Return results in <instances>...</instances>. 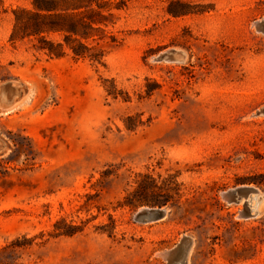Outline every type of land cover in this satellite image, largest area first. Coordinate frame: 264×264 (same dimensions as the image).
I'll return each instance as SVG.
<instances>
[{"label":"rangeland","instance_id":"obj_1","mask_svg":"<svg viewBox=\"0 0 264 264\" xmlns=\"http://www.w3.org/2000/svg\"><path fill=\"white\" fill-rule=\"evenodd\" d=\"M31 1L0 0V85L25 88L0 106V248L30 239L1 259L168 264L189 236L186 264H264V0H123L102 62L11 40ZM242 185L254 217L222 197ZM147 207L166 215L135 220Z\"/></svg>","mask_w":264,"mask_h":264},{"label":"trees","instance_id":"obj_2","mask_svg":"<svg viewBox=\"0 0 264 264\" xmlns=\"http://www.w3.org/2000/svg\"><path fill=\"white\" fill-rule=\"evenodd\" d=\"M31 4L29 8L18 7L13 10L14 24L10 35L11 40L35 39L37 40L34 44L36 48L45 51L50 57L60 58L70 51L75 59L89 58L97 62H102L106 56L104 44L118 45L120 43L116 34L108 33L105 27L115 16L112 9L122 8L123 0L114 4L102 0H32ZM53 34H59L61 39H52L50 36ZM155 188L159 187L153 184L151 189L155 190ZM146 189L139 183L135 192L142 194ZM126 201L129 204L133 203L129 197ZM134 202L153 206L166 203L165 200L144 198L136 199ZM29 242L30 239L22 235L0 248V264H20L17 262L18 256L11 261H4L1 256L16 248L26 247Z\"/></svg>","mask_w":264,"mask_h":264},{"label":"water","instance_id":"obj_3","mask_svg":"<svg viewBox=\"0 0 264 264\" xmlns=\"http://www.w3.org/2000/svg\"><path fill=\"white\" fill-rule=\"evenodd\" d=\"M257 29L264 31V19L255 23ZM180 54L170 49L161 53L157 60L179 61ZM25 92V88L13 81H7L0 85V106L6 110L13 107L16 101ZM1 147V140H0ZM222 197L227 203H240L244 205V209L240 212V217H254L259 213L257 208L252 207L254 200H261L262 195L258 189L252 186L242 185L232 189H228L222 193ZM166 210L161 207L142 208L135 214V220L141 222L156 221L164 218ZM192 245V238L184 236L179 244L174 248L164 251L162 255L168 260V264H186L187 256Z\"/></svg>","mask_w":264,"mask_h":264},{"label":"flooded vegetation","instance_id":"obj_4","mask_svg":"<svg viewBox=\"0 0 264 264\" xmlns=\"http://www.w3.org/2000/svg\"><path fill=\"white\" fill-rule=\"evenodd\" d=\"M256 202H255V204H253L252 206H254L253 208H257L258 209V204H259V201H257V200H255ZM257 202H258V204H257ZM257 204V205H256Z\"/></svg>","mask_w":264,"mask_h":264},{"label":"bare ground","instance_id":"obj_5","mask_svg":"<svg viewBox=\"0 0 264 264\" xmlns=\"http://www.w3.org/2000/svg\"><path fill=\"white\" fill-rule=\"evenodd\" d=\"M255 202H256V201H255ZM254 204H255V203H254ZM257 204H258V202H257ZM257 204H256V205H257ZM252 207H254V206H252Z\"/></svg>","mask_w":264,"mask_h":264}]
</instances>
